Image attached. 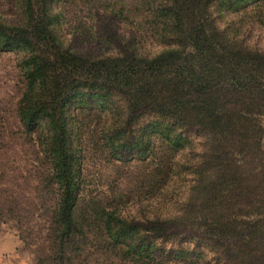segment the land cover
Instances as JSON below:
<instances>
[{
  "label": "trees",
  "instance_id": "16d2710c",
  "mask_svg": "<svg viewBox=\"0 0 264 264\" xmlns=\"http://www.w3.org/2000/svg\"><path fill=\"white\" fill-rule=\"evenodd\" d=\"M6 1L0 52L22 86L0 147L31 161L1 168L0 220L35 264H264V48L239 38L264 28V0H140L138 21L93 7L80 37L114 51L99 57L62 0ZM90 117L111 165L150 167L129 197L85 193Z\"/></svg>",
  "mask_w": 264,
  "mask_h": 264
},
{
  "label": "rangeland",
  "instance_id": "374dc122",
  "mask_svg": "<svg viewBox=\"0 0 264 264\" xmlns=\"http://www.w3.org/2000/svg\"><path fill=\"white\" fill-rule=\"evenodd\" d=\"M107 5V6H106ZM93 7H100L106 10L115 8L116 11L124 8L126 15L131 20L138 21L140 15H143L141 10L140 0H62L61 8H64V15H69L68 23L65 25V30L69 34V38H75V47L83 53L92 57L110 56L114 51L109 47H104L89 38L80 37L81 33L89 31L91 26V15H94ZM61 11V10H60ZM15 9L9 6L6 0H0V18L15 19ZM232 18L233 21H232ZM236 17H226L224 23H236ZM238 21V20H237ZM239 38L250 47L264 48V28L259 25L244 24L240 30ZM74 35H77L73 37ZM83 35V34H82ZM73 40V39H72ZM146 51L151 54H156L162 51L163 47L153 41H149L145 45ZM20 72L17 68L16 56L12 53L0 52V128L9 130L16 126L13 112L19 99V89L21 84ZM82 116L80 115L79 118ZM90 117L86 126V137L83 141V149L85 151L84 159V179L86 181V195H105L111 196L114 193H121L124 197H129L130 192H136L138 180L144 178L143 174H148L150 167L139 166L133 164L132 167H122L120 165L113 166L107 158L102 155L99 150L101 146L94 143L93 131L95 130L96 122ZM260 122L264 125V116L260 117ZM97 138V137H96ZM3 145L12 146V141L6 138ZM264 143V137H263ZM0 171L1 168L6 170L8 174L11 172L10 167L15 163L23 165L25 161H31L27 157L22 160L15 157L12 150L6 152V148L0 147ZM19 153L21 149H16ZM22 156V153H20ZM146 178V177H145ZM22 183V180L19 182ZM147 184V183H146ZM145 184V185H146ZM16 190V188H14ZM20 192L19 190H17ZM24 193V191L22 192ZM141 199L148 204V195L144 192L141 194ZM127 201V200H126ZM126 206V204H124ZM21 232L17 229V222L0 220V258L1 264H35L33 248L27 247L20 239ZM112 261V260H111ZM105 261L106 264H113L116 261ZM177 264V263H172ZM206 264V263H197Z\"/></svg>",
  "mask_w": 264,
  "mask_h": 264
},
{
  "label": "crops",
  "instance_id": "0c3cea01",
  "mask_svg": "<svg viewBox=\"0 0 264 264\" xmlns=\"http://www.w3.org/2000/svg\"><path fill=\"white\" fill-rule=\"evenodd\" d=\"M2 257V255H0V258ZM1 260V259H0ZM1 264V263H0Z\"/></svg>",
  "mask_w": 264,
  "mask_h": 264
}]
</instances>
